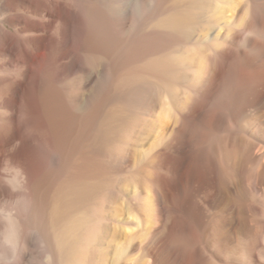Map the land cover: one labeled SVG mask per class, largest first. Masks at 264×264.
<instances>
[{
  "label": "bare ground",
  "instance_id": "bare-ground-1",
  "mask_svg": "<svg viewBox=\"0 0 264 264\" xmlns=\"http://www.w3.org/2000/svg\"><path fill=\"white\" fill-rule=\"evenodd\" d=\"M205 262L264 264V0H0V264Z\"/></svg>",
  "mask_w": 264,
  "mask_h": 264
},
{
  "label": "rangeland",
  "instance_id": "rangeland-1",
  "mask_svg": "<svg viewBox=\"0 0 264 264\" xmlns=\"http://www.w3.org/2000/svg\"><path fill=\"white\" fill-rule=\"evenodd\" d=\"M146 37H147V34L146 35H144V39L142 40V41H144L143 42V44L141 45V49H140V51L142 52V53H144L145 51L147 52V50H150L151 48H153V46L149 43V42H147V39H146ZM162 37V38H161ZM158 40H159V45H162V44H164V43H166L167 42V40H170V37L169 36H167V35H165V34H162V35H159V37H158ZM163 41V42H162ZM162 43V44H161ZM109 78V79H108ZM106 81V82H105ZM110 82V83H109ZM110 84H111V76H105V77H103L102 78V83H101V85L98 87V89H97V99H96V102H97V105H98V109H100V111L98 110V112H101L102 113V111H104L106 108H105V105H107L110 101H112L113 100V96H111L110 94H109V90H110ZM99 94H101V95H99ZM100 103V104H99ZM104 103V104H103ZM86 105V104H85ZM85 105L83 104V108H87V107H85ZM103 108H104V110H103ZM69 109V110H68ZM67 110H68V112L71 114V118H72V116H73V112H74V110H73V108H72V106H69V105H67ZM68 113V114H69ZM101 113H98V114H100L101 115ZM97 120H98V118H97ZM96 120V121H97ZM71 122V123H70ZM70 122H69V127H68V131H73L74 132V128H76V130H75V132H77L78 134H79V132H80V138L81 139H83L82 141L83 142H81V144H82V146H80V147H82V148H79L80 150L81 149H83V150H85V151H83L84 152V154H86V151H87V146H85L86 145V140L88 139V137L91 135V131H93V129H91V126H86V124L84 125L83 124V122H81V124L80 123H78V122H76L75 123V121H73V120H70ZM76 124V125H75ZM80 124V125H79ZM73 125V126H72ZM77 126H79L80 127V130L79 129H77L78 127ZM85 129V130H84ZM83 131V132H82ZM86 132V133H85ZM90 133V134H89ZM88 136V137H87ZM80 144V145H81ZM84 144V145H83ZM68 146V145H67ZM83 146H85V147H83ZM101 150L97 147L96 149H95V152H96V154L98 155V154H100L101 152H100ZM66 152H67V148H66ZM100 152V153H99ZM85 160V156L84 155H82V157H81V160H80V166H85L84 164H85V162H86V160ZM109 162V163H108ZM87 164V163H86ZM111 164H112V161H111V158H108L107 157V159L106 158H104V157H102V156H100V165L101 166H111ZM53 167H54V169H55V164H53ZM71 173H72V175H71ZM64 174L66 175V177H68V178H70L71 176H73V172H72V170H71V168H70V166H67L66 167V169H64ZM28 217H31L30 219L32 220V221H35L36 223H37V219L35 218L36 216H34L33 214H32V212L31 213H28ZM196 230L198 231V233L200 234V235H203L204 233H205V228H204V226H203V224H200V223H196ZM204 264H206V262L204 263Z\"/></svg>",
  "mask_w": 264,
  "mask_h": 264
}]
</instances>
